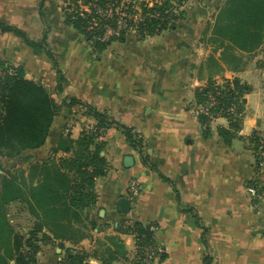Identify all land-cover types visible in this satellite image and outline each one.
<instances>
[{"label":"crops","instance_id":"crops-1","mask_svg":"<svg viewBox=\"0 0 264 264\" xmlns=\"http://www.w3.org/2000/svg\"><path fill=\"white\" fill-rule=\"evenodd\" d=\"M21 17H27L25 23ZM0 23L22 28L34 40L46 33L64 75L60 100L73 97L105 111L142 140L139 150L118 126L106 129L102 155L108 167L96 178L95 204L80 213L78 222L74 212L71 221L63 216L48 219L41 212L40 219L22 223L18 231L24 235L39 220L42 224L40 236L45 238L39 242L35 264H59L69 248L86 251L89 264H130L135 243L120 228L124 220L157 226L155 240L165 250L159 264H203L208 254L212 264H264V198H252L247 187L253 182L264 189V162L257 164L245 139L264 131V47L251 53L231 50L219 66L221 48L205 41L203 55L204 27L192 23L144 39L131 33L96 52L65 23L60 0H0ZM209 57L214 59L211 64ZM0 58L22 65L28 78L56 88L52 60L13 33L0 32ZM222 77L251 88L245 95L241 129L229 142L219 129H229L230 123L217 119L204 125L193 104L196 88ZM70 117L79 119L72 125L74 138L82 128L95 125L84 105L64 107L47 143L26 155L48 157L61 130L70 126ZM128 156L132 160L126 161ZM30 175L25 170L27 180ZM132 178L142 189L130 198ZM38 179L36 174L35 185ZM122 196L131 200L127 214L116 210ZM59 222L70 226L66 236L56 235L53 224Z\"/></svg>","mask_w":264,"mask_h":264},{"label":"trees","instance_id":"trees-1","mask_svg":"<svg viewBox=\"0 0 264 264\" xmlns=\"http://www.w3.org/2000/svg\"><path fill=\"white\" fill-rule=\"evenodd\" d=\"M172 2L173 0H161L159 4L154 1V5L149 6L144 0H73L64 6L63 16L65 23L89 42L93 50L102 52L113 42L125 39L128 34L133 33L137 38L144 39L176 25L174 23L177 17L176 9ZM123 6L127 8L126 26L120 29L118 34L103 39L107 27L117 28L120 17L118 12L124 11ZM109 7L115 12L111 18L105 19L97 13L98 9H101L105 14ZM140 12L141 15L136 18V14ZM94 18L98 22L97 26L90 28V21ZM0 32L13 33L32 49L44 51L52 60L57 73L56 88L53 89L39 80L28 78L22 65L0 58V158L24 157L31 160L32 156L26 153L37 150L47 143L51 137L53 122L64 107L84 105L95 121L92 128H84L76 138L72 136L71 128L68 125L64 126L48 157L42 161L31 162L33 164L30 166V180L25 177V170L0 172V264H35L40 248L39 242L45 238L44 234L40 236L42 230L40 220L24 235L16 230L8 219L11 216L10 206L16 203L23 204L27 200L25 190L27 186H32L31 182L35 184V175L39 174L41 180L47 179L46 192L48 195L51 194V201L46 206L45 214L37 206L38 213L36 209L35 213L31 211L34 216L40 219L41 212L48 219L62 216L58 213V204L64 201L67 213L71 215V212H74L75 219H78L81 212L89 210L95 204L96 178L104 175L108 167L107 158L102 155L106 129L113 125L118 126L128 142L139 150L142 148V140L137 132L112 119L105 111H100L73 97L60 100L64 75L47 43L46 33L41 40H34L19 27L6 23H0ZM210 39L211 42L220 44L233 42L234 48L248 53L264 47V0H225L216 15ZM260 65L264 67V60L260 61ZM250 89L249 85L236 78H223L222 82L208 80L206 85L196 88L194 100L197 103H205L208 101V93L213 92L217 94V103L210 109L214 115L199 114L200 121L208 125L221 111L230 124L229 129L220 128L219 134L224 141L229 142L241 129L245 95ZM231 105L236 106V114L226 113ZM72 118L70 117L72 122L79 120ZM260 133L256 130L245 137L248 147L255 154L257 164L264 161V155L258 153L261 146ZM59 152L64 153L61 159L57 157ZM251 185L256 186L251 182L247 187ZM43 192H39L40 197ZM61 192L64 198L55 204L52 201V194L56 196ZM28 200L31 202L30 197ZM152 225L155 224H144L135 220L132 226L123 228L120 225V228L122 232L133 235L140 252L145 247L157 244L156 231L151 229ZM65 257L71 263L89 264V254L82 249L69 248ZM163 257L164 254L160 256L159 261ZM212 261V256L208 254L203 264H212ZM103 264L107 262L104 260ZM133 264H141V261L135 259Z\"/></svg>","mask_w":264,"mask_h":264},{"label":"rangeland","instance_id":"rangeland-1","mask_svg":"<svg viewBox=\"0 0 264 264\" xmlns=\"http://www.w3.org/2000/svg\"><path fill=\"white\" fill-rule=\"evenodd\" d=\"M73 0H60L61 2V8L63 11L64 6H66L68 3H72ZM129 1V0H128ZM143 1V0H140ZM145 2H147V0H144ZM225 0H173V6L176 9V19H174V23L176 25H181V24H196L199 23V26L204 27L203 33H202V41L204 43L203 45V51H201V53L204 55L206 50H205V44L206 42L210 41V36L212 33V27L214 25L215 19H216V15L219 12V9L221 6H223ZM138 3H136V7H138L137 5ZM148 4V3H147ZM85 8V7H84ZM200 12V13H199ZM10 20H13V18H9ZM27 19V17H21L20 21L25 23V20ZM25 29H27L26 27H24ZM21 30H23L22 28H20ZM206 30V31H205ZM205 31V32H204ZM25 33H27L25 31ZM30 36L31 34L28 33ZM33 37V36H32ZM206 41V42H205ZM211 42H209L210 44ZM214 44H216L217 46H219V48H221L222 53L220 54V58H218V60L216 61L218 63V65L220 66V62L222 60H224V57H226L227 54L231 55L232 51H239L238 49L234 48L235 46H233V42L231 43H218V42H214ZM228 55V56H229ZM233 55V54H232ZM213 57H209V62L210 64L213 63ZM202 69H204L202 67ZM227 78V77H224ZM220 80H223L222 78H218ZM232 79V78H230ZM205 84V83H204ZM202 84V85H204ZM200 85V86H202ZM70 124L74 125L75 123L72 121L70 122ZM76 127V126H75ZM72 129L74 130V126L72 127ZM71 129V131H72ZM84 128H82L81 130H83ZM40 156H43L41 153L39 154ZM52 157V156H51ZM61 159V156H59ZM47 158V157H46ZM29 159H24V157L21 158H13V159H8L5 157H1L0 158V172L1 173H6L7 171H11L14 172L16 170H30V166L31 164H33L36 161H42L39 160V158H30ZM38 159V160H36ZM56 161L58 159H55ZM33 162V163H31ZM32 186H27V190H25V197H26V201L25 203H23L24 205H22V203H16L14 205V208L12 209L10 206V212L12 213L11 216L8 218L12 223L13 226L16 230H18V228L22 227V223L26 220H30L31 222H34V218H37L36 216H34L33 213H35V209L38 206L39 210H43L44 214L46 213V206L50 203L51 201V194H47L46 192V184H47V179L46 180H41L38 179L37 185H35L33 182L30 183ZM37 186V187H34ZM45 187V188H44ZM41 191H44L42 194V196L40 197V193ZM55 194H52V201L55 204L59 203V200L64 198V194L61 192L59 194H57L56 196H54ZM44 196V197H43ZM28 197H30V201L28 200ZM41 198V200H40ZM59 205V215L61 214L63 217H65V219H68L69 221H71L72 216L70 214H68V210H65L66 204L64 203V201H61V204ZM21 206L23 207V209H21V211H19V216H17V218L15 220L13 214H16L17 210L19 208H21ZM25 207L27 209H25ZM17 208V209H16ZM30 211H29V210ZM37 213H38V209ZM33 213H32V212ZM62 212V213H61ZM39 216V215H38ZM60 216V217H62ZM30 218V219H29ZM38 219V218H37ZM76 222H78V219H75ZM60 223V222H59ZM53 224V229L56 233V235H60V236H66L68 231H69V225L66 224Z\"/></svg>","mask_w":264,"mask_h":264},{"label":"built area","instance_id":"built-area-1","mask_svg":"<svg viewBox=\"0 0 264 264\" xmlns=\"http://www.w3.org/2000/svg\"><path fill=\"white\" fill-rule=\"evenodd\" d=\"M154 1H156L159 4L161 3V0H147V3L149 6H153ZM86 8L87 7H85V9ZM126 9L127 8L123 6L124 11L118 12L120 14V17L118 18L117 28L114 29L112 27H107L105 32H104L103 39H108L111 36L118 34L120 29H122L123 27L126 26V23H125V21H126L125 17L127 16ZM97 13L100 16H102L103 18L109 19L114 15L115 12H114V9L112 7H109V9L106 11L105 14H103L101 9H98ZM140 15H141V12L139 14H136V18H138ZM97 23H98L97 20L94 18V19H92V21H90L89 27L93 28V27L97 26ZM215 80H217V82H222V80H220V79H215ZM204 85H206V83ZM204 85H202V86H204ZM202 86H200V87H202ZM216 95H217L216 93L209 92L208 93V101L205 103H197L194 100V103H193L194 104V110L197 113V115H199V114H203V115H207V116L214 115L210 109L217 103ZM236 110H237L236 106L231 105L227 108L226 113L233 115V114H236ZM241 115L242 114H239V116H241ZM216 116H217V118H215V120H217V119H226L227 120L226 117H223L221 111H219ZM69 127L72 129V124H70ZM92 127L93 126H89L87 128H92ZM68 130L70 131V129H68ZM260 132H261L260 133V144H261V146L258 149V153L260 155H264V131H260ZM263 162L264 161H262L261 163H263ZM141 189H142V184L138 179H136V178L130 179V181L128 183V188H127V193H128V196L130 198L138 195L139 192L141 191ZM248 190L250 191L252 198H264V189H261L257 186L251 185V186H248ZM133 221L134 220H124L122 222V224H120V225L123 228H126L129 226H132ZM151 229L154 231H157V226L152 225ZM134 243H135L134 256H133L132 262H130V264H133L135 259L137 261H141V264H154L155 262H157L159 260L160 256L165 253L164 248L158 244H155V246L145 247L139 252L135 239H134ZM59 264H78V263L68 262L66 260L65 255H64L60 259Z\"/></svg>","mask_w":264,"mask_h":264},{"label":"water","instance_id":"water-1","mask_svg":"<svg viewBox=\"0 0 264 264\" xmlns=\"http://www.w3.org/2000/svg\"><path fill=\"white\" fill-rule=\"evenodd\" d=\"M129 160H132V157L131 156H128L126 158V161H129ZM116 210L119 212V213H122V214H127L130 212L131 210V200L130 198L126 197V196H122L120 197L117 202H116ZM14 264V263H13Z\"/></svg>","mask_w":264,"mask_h":264}]
</instances>
